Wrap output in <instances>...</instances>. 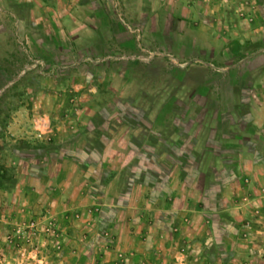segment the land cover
<instances>
[{
    "label": "rangeland",
    "instance_id": "1",
    "mask_svg": "<svg viewBox=\"0 0 264 264\" xmlns=\"http://www.w3.org/2000/svg\"><path fill=\"white\" fill-rule=\"evenodd\" d=\"M87 1L0 0V264H264V0L161 11L155 51L111 56L156 85L94 105Z\"/></svg>",
    "mask_w": 264,
    "mask_h": 264
},
{
    "label": "crops",
    "instance_id": "2",
    "mask_svg": "<svg viewBox=\"0 0 264 264\" xmlns=\"http://www.w3.org/2000/svg\"><path fill=\"white\" fill-rule=\"evenodd\" d=\"M199 4V1L193 0H122L119 7H113L112 4L109 3V0H91L87 1L85 6L81 3H77L72 9L71 16L74 13L76 16V25L75 27L77 33H72L75 35V39L77 40V45L83 41L86 42V61H89L88 67L91 70L95 71L94 80L97 84L92 91L91 104H97L101 102V100H106L110 98H117L119 100H123L126 98L136 97L138 93L143 90L147 85L149 87L156 85L157 78L152 74H146L147 76L143 77L136 73H131L129 77H126L125 63L119 61L118 57L111 56H120L122 54L130 53L131 50L135 52H146L151 53L157 49V38H158V17L161 11L163 12H172L175 16H188L191 12H194L193 8H196ZM85 12L87 14V25L85 29H81L79 22V13ZM122 14L128 20L131 19L134 23H139L141 33L138 35L141 38L142 48H138L133 41V36L129 33H121L120 25L118 24V16ZM57 15L54 16V19ZM58 18L60 15L58 14ZM60 21V20H59ZM58 22V21H57ZM250 31H246V33H235L236 38L245 34V36H254L255 33ZM171 35V34H169ZM232 37V33H196L194 35L195 39H200L198 41L197 46L195 47V51L198 53L209 51V42L213 40H219V38L223 37ZM176 38H192L187 33L177 34ZM222 39V38H221ZM82 51V50H81ZM76 52L81 54L79 48ZM83 56L82 54L80 55ZM103 59L105 57V61L101 63L99 66L98 63L99 58ZM80 59V58H79ZM124 65V66H123ZM133 69H150L151 66H155L153 62H148L146 58L143 63H133L131 64ZM156 68V67H153ZM98 71V72H97ZM98 74V81L95 76ZM103 74H105L103 76ZM99 83V84H98ZM110 88H115L116 92H113ZM114 90V89H113ZM113 93L112 96L111 94ZM109 96V97H108ZM93 102V103H92ZM96 109H91V111H87L86 114L89 116H94ZM115 114L112 111L109 116H113ZM253 114V113H252ZM254 116H262L264 117L263 112L254 113ZM154 118L155 115H149L148 119L151 122V126L149 130L151 131L154 127ZM16 121V120H15ZM25 122L22 118L17 126H13L12 129L15 132H24L26 131V127L24 126ZM78 125V123H77ZM76 125V127H77ZM127 130L128 132H134L137 129V126L129 127L125 125H121L117 127L119 133H124L121 130ZM11 129V130H12ZM78 129V128H77ZM76 129V130H77ZM59 130V131H58ZM83 131V130H82ZM12 132V131H10ZM53 132L55 136H60V128L54 129ZM84 132V131H83ZM82 133V132H81ZM92 130H86L84 134H90ZM72 135V134H71ZM54 136V138H55ZM59 139H56L58 142ZM35 175L37 172H34Z\"/></svg>",
    "mask_w": 264,
    "mask_h": 264
}]
</instances>
